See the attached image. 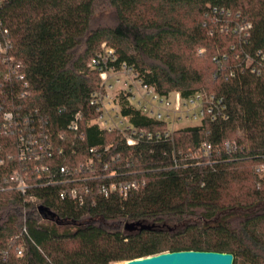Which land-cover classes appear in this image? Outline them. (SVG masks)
Masks as SVG:
<instances>
[{
    "label": "trees",
    "instance_id": "obj_1",
    "mask_svg": "<svg viewBox=\"0 0 264 264\" xmlns=\"http://www.w3.org/2000/svg\"><path fill=\"white\" fill-rule=\"evenodd\" d=\"M212 9L221 22L223 10L232 23L251 25L243 47L237 35L210 22ZM5 41L11 47L0 55L3 264H120L179 251L231 253L233 264H264V75L239 67L230 77L228 67L221 69L223 55L234 66L243 50L264 60V0H0ZM102 44L114 52V69L124 65L143 75L160 96L176 92L189 102L212 94L222 99L227 119L205 118L175 130L171 141L134 146L118 131L101 130L91 123L96 114L88 97L102 89L100 71L88 64ZM120 99L134 127H165ZM6 112L17 121L42 120L49 135L50 177L27 164L32 199L4 182L25 166L16 158L23 127L5 128ZM76 113L79 128L72 131ZM203 142L211 145L209 156H192ZM89 158L115 175L81 181L93 188L82 205L62 200L58 167L74 170ZM123 181L143 186L126 198L96 191Z\"/></svg>",
    "mask_w": 264,
    "mask_h": 264
},
{
    "label": "built area",
    "instance_id": "obj_2",
    "mask_svg": "<svg viewBox=\"0 0 264 264\" xmlns=\"http://www.w3.org/2000/svg\"><path fill=\"white\" fill-rule=\"evenodd\" d=\"M217 10L212 9V16L210 22L219 26V32H232L238 36V46L243 47L248 42L249 29L251 25L249 23H232L227 11L223 10L226 19L221 22L220 17L216 15ZM206 24V22H205ZM212 28L209 30V34L213 35ZM11 45L8 41L0 44V55H4L8 52ZM234 49V46L231 48ZM243 59L241 62L234 64V66L228 63V57L223 55V60L227 63L226 67L221 66V69L225 70L229 68L227 76H234L236 68L251 69V72H255L257 75H264V60L261 62L255 61L249 54L243 50ZM259 56V53H257ZM257 56V57H258ZM238 55L233 56L232 62L238 60ZM261 59H264L262 57ZM254 60V61H253ZM8 61H11L9 59ZM115 61L114 52L111 49L101 45L100 52L93 57L89 66L91 68H97L100 73L101 87L97 92L88 95L89 104L93 107L96 117L91 121L98 125V127L107 132L118 131L124 136L125 142L128 146H134L142 141L147 142H161L171 141L172 133L177 129H182L188 126L179 127L183 119L199 120V123L205 118H209L212 121L217 119H227L225 113V105L222 99H216L212 94L199 93L189 102H184L180 95L176 92L170 93L167 96H160L155 89L145 83V77L135 73L131 68L122 65L119 69H114L111 65ZM19 66V65H17ZM234 68V69H233ZM240 70V71H242ZM119 74L123 75L125 79L121 81L118 90L116 91L115 85L120 83ZM111 75H115L111 77ZM117 76V77H116ZM109 77V78H108ZM22 77L20 76L19 79ZM115 78V79H114ZM113 79V80H112ZM26 86V83H24ZM124 98L140 113L155 122H162L165 124L163 129L146 130L138 127H134L130 122L128 116L121 114V107L119 104L120 98ZM80 114L76 113L68 125V129L72 131L78 130V120ZM2 122L5 128H12L22 126V130L18 133L16 138V158L19 162L24 163V167L20 170L16 169L11 174L5 177L4 182L6 187L10 190H15L20 194L26 196L29 189L33 188L31 173L28 171L29 163H32V170H40L48 173L50 177V166L44 163L52 156V147L49 142V135L44 129L42 120L36 122L29 118L23 117L21 121H17L15 116L6 112L2 115ZM234 147L231 143H227L225 146L226 151H231ZM105 150H107L105 148ZM212 148L209 143L203 142L198 149L204 156H209ZM61 152V149H59ZM90 152H93L91 149ZM190 153V150H189ZM191 154H189L190 156ZM2 161H0L1 163ZM108 164H101V168L97 169L93 158H89L85 163L79 164L74 170L62 165L58 167V173L62 176L60 182L57 184L63 185L64 188L60 191V198L62 200H69L75 204L82 205L84 203V197L87 193L92 192V186H81L79 183L87 180L89 177L91 182L102 179H110L115 175V170H108ZM87 173L86 177H80V173ZM103 172L102 176L99 175ZM101 177V178H100ZM47 183L46 185H50ZM56 184V183H55ZM143 183L137 181H123V182H108L107 184H101L97 188V193L104 196H108L111 192H117L120 196L126 198L133 192L138 191ZM29 199H32L31 195H27ZM93 201V199H92ZM93 203V202H92ZM23 231H25L23 229ZM20 254L21 249H18ZM7 253L0 249V264L4 263Z\"/></svg>",
    "mask_w": 264,
    "mask_h": 264
},
{
    "label": "water",
    "instance_id": "obj_3",
    "mask_svg": "<svg viewBox=\"0 0 264 264\" xmlns=\"http://www.w3.org/2000/svg\"><path fill=\"white\" fill-rule=\"evenodd\" d=\"M127 228L131 229L132 226L129 225ZM122 264H233V255L231 253L205 251L165 252L122 261Z\"/></svg>",
    "mask_w": 264,
    "mask_h": 264
},
{
    "label": "rangeland",
    "instance_id": "obj_4",
    "mask_svg": "<svg viewBox=\"0 0 264 264\" xmlns=\"http://www.w3.org/2000/svg\"><path fill=\"white\" fill-rule=\"evenodd\" d=\"M114 76L115 75H111V77H114ZM118 79L120 80V83H117L115 85V87L117 88L116 91L118 90L119 85H121V81H123V79H125V78L123 77V75L119 74V78ZM198 124H199V120H192V119L189 118V119H183L180 123H178V126L179 127H183V126H195V125H198ZM196 155H197V157H200V155L202 156V153L201 152H196V153H193L192 154V156H194V157ZM120 264H122V263H120Z\"/></svg>",
    "mask_w": 264,
    "mask_h": 264
}]
</instances>
